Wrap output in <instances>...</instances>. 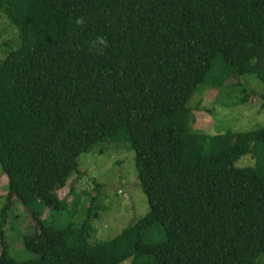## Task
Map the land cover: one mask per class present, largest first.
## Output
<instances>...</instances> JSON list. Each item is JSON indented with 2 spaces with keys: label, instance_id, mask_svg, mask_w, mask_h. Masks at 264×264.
<instances>
[{
  "label": "trees",
  "instance_id": "16d2710c",
  "mask_svg": "<svg viewBox=\"0 0 264 264\" xmlns=\"http://www.w3.org/2000/svg\"><path fill=\"white\" fill-rule=\"evenodd\" d=\"M1 15L18 34L0 62V264H262L264 127L198 133L189 103L207 83L239 80L243 103L242 78L264 86V0H0ZM120 139L146 215L93 246L94 198L79 226L49 225L44 208L76 212L58 192L79 157ZM15 204L36 227L26 261L3 240ZM156 227L163 239L146 241Z\"/></svg>",
  "mask_w": 264,
  "mask_h": 264
},
{
  "label": "rangeland",
  "instance_id": "374dc122",
  "mask_svg": "<svg viewBox=\"0 0 264 264\" xmlns=\"http://www.w3.org/2000/svg\"><path fill=\"white\" fill-rule=\"evenodd\" d=\"M17 34L16 27L1 15L0 62L4 58L5 47L14 45ZM237 82L239 80L231 78L226 79L220 87L207 83L198 88L189 103L194 116L192 130L213 135L227 130L253 131L264 127V100L261 99L264 86L253 77L242 78L240 82L248 85V90L253 92L251 100L243 103L240 100L241 88H234ZM135 156V151L129 148V143L124 139L97 143L89 153L79 157L78 172L72 174L66 186L58 192L59 199L65 201L68 209L72 208L74 197L78 196L79 205L73 217L69 216L67 210L52 214L51 210L44 208L42 218L56 228H63L69 220L79 226L86 218L87 209L94 198L98 216L90 221L91 236L87 243L93 246L117 237L124 228L143 218L149 211L147 197L138 181ZM236 166L253 167L254 157L250 154L244 156ZM7 184V178L0 169V211L5 203ZM35 229L29 212L15 204L2 227L7 255L18 261L35 258L23 245L25 234H31ZM156 230L154 235L147 236L146 241L163 239L162 230L159 227ZM261 259L264 264V259ZM121 264H130V260Z\"/></svg>",
  "mask_w": 264,
  "mask_h": 264
},
{
  "label": "clouds",
  "instance_id": "9594fccd",
  "mask_svg": "<svg viewBox=\"0 0 264 264\" xmlns=\"http://www.w3.org/2000/svg\"><path fill=\"white\" fill-rule=\"evenodd\" d=\"M101 43H103V41H101Z\"/></svg>",
  "mask_w": 264,
  "mask_h": 264
}]
</instances>
